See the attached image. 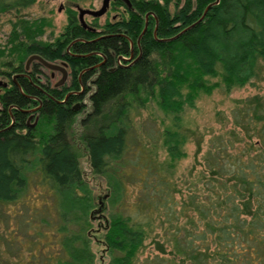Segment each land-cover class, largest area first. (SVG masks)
<instances>
[{"label": "trees", "instance_id": "trees-1", "mask_svg": "<svg viewBox=\"0 0 264 264\" xmlns=\"http://www.w3.org/2000/svg\"><path fill=\"white\" fill-rule=\"evenodd\" d=\"M32 1L10 0L0 12ZM129 1L128 7L124 0H111L124 5L126 16L106 20L99 31L83 27L67 9V23L50 40L38 39L49 24L44 16L18 17L6 36L0 54L14 60L11 71L22 70L34 54L70 68L69 82L43 85L45 93L18 78L22 89L40 101L33 125L25 123L19 108L8 109L32 104L15 84L0 97V205L17 199L35 163L37 184L51 192L57 208L54 233L22 247L27 254L19 253L21 264H96L90 218L106 205L101 200L93 208L67 135L69 123L86 106L77 102L85 93L90 107L79 118L81 139L91 171L107 177L110 205L123 194L126 176L138 184L134 215L110 211L104 217L99 241L108 264H133L156 228L162 229L160 235L155 232L156 247L170 256L155 254L148 263L264 264V90L235 101L229 128L210 131L186 197L172 179L185 155L184 107L218 85L229 90L264 79V0H218L182 32L214 0H173L174 11L168 7L171 0ZM120 55L130 57L118 63ZM82 87L79 96L65 98L69 89ZM150 101L163 116L159 126L143 117V141L134 132V116ZM216 114L223 125L225 116ZM121 163H129L131 171ZM77 188L84 194L75 193ZM0 264H12L9 254L0 253Z\"/></svg>", "mask_w": 264, "mask_h": 264}, {"label": "rangeland", "instance_id": "rangeland-1", "mask_svg": "<svg viewBox=\"0 0 264 264\" xmlns=\"http://www.w3.org/2000/svg\"><path fill=\"white\" fill-rule=\"evenodd\" d=\"M9 1L10 0H0V8L3 9L2 7H4ZM100 4L101 0H34L30 3L27 2L26 4L17 5L11 9L1 11L0 51L3 50L6 36L10 33L13 21L18 17L30 20L38 16H44L49 24L44 26V32L38 37V39L50 40L58 35L67 23V9H73L78 18L77 6L98 8ZM168 7L171 11H174L175 6L173 0L170 1ZM124 15L126 16V11L124 10L123 4H116L114 6L109 2L106 11L103 14L96 17L85 14L84 19L89 25L94 26L96 31H99L101 30V25L106 20L113 21ZM8 60V63H4ZM13 65H15L14 60L7 57L6 53L2 55L0 54V82H6V85L0 83V97L8 91L7 89L10 88L11 85H13L11 76L17 73V71H11ZM29 67L32 77L37 80L40 79L39 82L41 85L44 84L51 86L60 78L61 73L59 71L51 70L37 62V60H32L29 63ZM66 68L68 70V76L63 82L64 84H67L70 79V68L67 65ZM8 71H10L9 74H7ZM210 80L213 81L214 78ZM16 82L19 84L18 79H16ZM88 83L89 89H92L93 86L90 85L91 81L89 80L86 85ZM83 86H85V84H83ZM83 89L85 90L84 87ZM19 90L24 93L28 92V90L22 89V87L19 88ZM262 90H264V79L255 81L253 84L246 82L241 86H234L229 90H225L221 85H218L210 92H199L194 98L193 106L186 105L184 107L181 113V123L182 128L186 133V139L183 145L185 155L176 162L172 173V179L181 188L182 198L186 197V193L190 191V184L193 180L194 172L201 167L199 156L206 147V141L211 133L210 131H223L229 128L231 126L229 112L235 101L246 95ZM81 101L84 102L86 106H84L83 110L78 112L69 123L67 127V135L72 148L77 154L79 166L86 181V195L93 198V203L95 204L93 208H97L99 201H105V208L103 207L101 211H94L90 218L92 235L89 237L90 247L95 255V263L108 264L109 257L103 250L102 241H99L104 217H108L110 211L134 215L135 213H133L132 204L136 192L138 191V184L133 181L131 176H126L123 194L114 196L110 205L107 195L109 191L106 182L107 177L105 175L95 174L91 171L86 148L81 139V123L79 122V118L84 114V111L88 110L90 107V100L87 97V93H85L81 99L77 100V102ZM12 107L13 106L9 105L8 109L11 110ZM217 111H221L225 116L222 115V117H224L223 125L217 120ZM35 112L27 119L28 125H32L34 122L36 116ZM147 116L151 119L153 118L148 125H153L155 122L156 125L159 126L163 113L153 101H150L146 106L141 107L139 113L134 116V132L137 137H142L139 139L143 141L147 140V138L141 135L142 128H144L141 125V120H143V117ZM11 122H9V124H11ZM21 131H25V128H22ZM197 141H199L200 146L198 150ZM158 152L160 153L161 158L165 156L164 151L159 150ZM121 164L123 165V168L127 169V172L131 171L129 163ZM34 167L35 163L29 165L28 183L17 199L11 203L0 205V253H3L4 255L9 254L12 264L16 261L18 262L17 264H21L20 254H27L26 249H22V247L28 246L31 240L32 242L34 240H41L40 242H42L46 234L49 237L50 234H53L55 231L53 229L52 221H55L57 218L56 203L51 192L48 191L49 194L46 191L47 189L40 184H37V174L35 171L34 173L32 171ZM84 192L85 191L79 188L75 190V193L80 195L84 194ZM178 195L179 194H176V197H178ZM64 203H66V201L63 199L61 205L62 208H60L59 203L60 210L64 209ZM156 230L159 235L162 233V229L160 230L156 228ZM156 230L151 232L143 240L142 246L137 251L133 264H154L148 263L146 259L155 254L166 257L170 256L168 253L161 252L156 247L154 242V239L158 238L157 234H155Z\"/></svg>", "mask_w": 264, "mask_h": 264}, {"label": "water", "instance_id": "water-1", "mask_svg": "<svg viewBox=\"0 0 264 264\" xmlns=\"http://www.w3.org/2000/svg\"><path fill=\"white\" fill-rule=\"evenodd\" d=\"M126 3H127V6L129 7L130 6V1L129 0H124ZM218 0H214L213 2H210V3H208L206 6H205V8H204V10H203V12H202V14L200 15V17L196 20V21H194V22H192L191 24H189V25H187L184 29H182L180 32H182L183 30H185L186 28H188V27H190V26H192L194 23H196L197 21H199L201 18H202V16L204 15V13H205V11H206V9L208 8V6H210L212 3H215V2H217ZM109 2H110V0H101V4H100V6L98 7V8H87V7H80V6H77L76 8H77V16H78V19H79V22L81 23V25L83 26V27H87L89 30H92V31H95L96 30V28L94 27V26H92V25H89L86 21H85V19H84V15L85 14H89V15H91V16H93V17H96V16H99V15H101V14H103L105 11H106V9H107V7H108V5H109ZM59 9H60V7H59ZM148 13L149 12H146L145 13V22H144V25H143V28H142V30H141V32H140V34L139 35H141L143 32H144V30H145V28H146V24H147V15H148ZM179 32V33H180ZM179 33H177V34H179ZM177 34H175V35H173V36H170V37H166V38H164V39H171V38H173V37H175ZM102 36V35H101ZM86 54H88V53H86ZM86 54H81V55H86ZM79 55V54H78ZM32 59H37L38 61H40L44 66H46L47 68H50L51 70H59L60 72H61V77H60V79L57 81V83H61L64 79H65V77L67 76V69H66V64L64 63V62H62V63H53V62H50V61H47V60H45V59H43L41 56H39V55H36V54H34V55H30L28 58H27V60H26V62H25V66L27 67L28 66V63L32 60ZM15 75V74H14ZM0 83H2V85H6V82H0ZM80 90V89H79ZM67 94H69V92H67L66 93V95H65V97L67 96ZM38 106L39 105H37V106H35V107H33V108H20L22 111H25V112H31L29 115H28V118L32 115V112L34 111V110H36L37 108H38ZM76 106H78V103H76L75 105H73V107L75 108ZM36 119H37V115L35 116V119H34V122L32 123V125L36 122Z\"/></svg>", "mask_w": 264, "mask_h": 264}, {"label": "flooded vegetation", "instance_id": "flooded-vegetation-1", "mask_svg": "<svg viewBox=\"0 0 264 264\" xmlns=\"http://www.w3.org/2000/svg\"><path fill=\"white\" fill-rule=\"evenodd\" d=\"M111 1V0H110ZM121 56V55H120ZM119 57V56H118ZM32 60H37V59H32ZM31 60V61H32ZM30 61V62H31ZM29 62V63H30ZM37 62H39V63H41L40 61H38L37 60ZM29 63H28V66L26 67V66H24V68L22 69V70H20V71H18L15 75H12L11 76V81H12V83L13 84H15L16 86H17V88H18V90H19V88H21L20 87V85L16 82V79H18L19 77H24L27 81H29V83L31 84V86L33 87V88H35V89H38L40 92H46V90H45V88L43 87V85L44 84H42L41 85V83L39 82L40 81V79H36V78H33L32 77V75H31V71H30V67H29ZM42 64V63H41ZM32 68H33V65H32ZM67 69V68H66ZM56 70V69H55ZM57 71H59V70H57ZM60 72V71H59ZM61 73V72H60ZM67 76H68V73H67ZM67 76L65 77V79L61 82V83H63L65 80H66V78H67ZM15 77H16V79H15ZM60 77H61V74H60ZM79 77V76H78ZM60 79V78H59ZM58 79V80H59ZM57 80V81H58ZM79 80V79H78ZM57 81H55V83H53V85H51V87H56V86H59L61 83H57ZM20 91V90H19ZM84 91V89H83V87L80 89V90H77V89H75V88H71V89H69L67 92H69V94H71V93H74V94H76V95H80L82 92ZM20 92H22L25 96H27V98L28 99H30L31 100V105L30 106H25V107H18L17 105H12L14 108H33V107H35V106H37V105H39L40 104V101H39V99H38V95L37 94H35V93H32V92H27V93H24L23 91H20ZM69 94H67V96L69 95ZM66 96V97H67ZM65 97V98H66ZM79 104V103H78ZM21 110V109H20ZM10 112H11V110H9ZM35 111V110H34ZM34 111L32 112V114H34ZM25 114H26V117H25V123L28 125V123H27V119H28V115L31 113L30 111L29 112H25V111H23Z\"/></svg>", "mask_w": 264, "mask_h": 264}, {"label": "built area", "instance_id": "built-area-1", "mask_svg": "<svg viewBox=\"0 0 264 264\" xmlns=\"http://www.w3.org/2000/svg\"><path fill=\"white\" fill-rule=\"evenodd\" d=\"M129 57L127 55H121V57H117V62L124 63Z\"/></svg>", "mask_w": 264, "mask_h": 264}]
</instances>
